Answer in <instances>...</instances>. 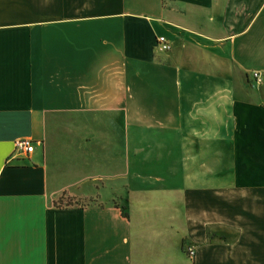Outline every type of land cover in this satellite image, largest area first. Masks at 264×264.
Instances as JSON below:
<instances>
[{"label": "crops", "instance_id": "1", "mask_svg": "<svg viewBox=\"0 0 264 264\" xmlns=\"http://www.w3.org/2000/svg\"><path fill=\"white\" fill-rule=\"evenodd\" d=\"M0 264H264V0H0Z\"/></svg>", "mask_w": 264, "mask_h": 264}, {"label": "built area", "instance_id": "2", "mask_svg": "<svg viewBox=\"0 0 264 264\" xmlns=\"http://www.w3.org/2000/svg\"><path fill=\"white\" fill-rule=\"evenodd\" d=\"M157 43L160 45V47L164 50H167L170 48V43L168 39L161 35L157 38ZM254 76L258 79L259 78V73L254 72ZM34 142L32 139L28 137H22L16 140L15 142V148L18 151L24 152L25 154H29L34 150ZM194 250L190 248V253H193Z\"/></svg>", "mask_w": 264, "mask_h": 264}, {"label": "rangeland", "instance_id": "3", "mask_svg": "<svg viewBox=\"0 0 264 264\" xmlns=\"http://www.w3.org/2000/svg\"><path fill=\"white\" fill-rule=\"evenodd\" d=\"M56 203L59 205H85L88 203V200H82L76 197L64 195L57 199Z\"/></svg>", "mask_w": 264, "mask_h": 264}]
</instances>
